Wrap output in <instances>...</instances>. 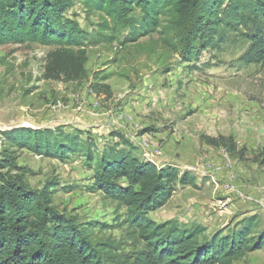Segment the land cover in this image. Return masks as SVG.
I'll list each match as a JSON object with an SVG mask.
<instances>
[{
    "label": "rangeland",
    "instance_id": "rangeland-1",
    "mask_svg": "<svg viewBox=\"0 0 264 264\" xmlns=\"http://www.w3.org/2000/svg\"><path fill=\"white\" fill-rule=\"evenodd\" d=\"M66 16L80 27L86 46V77L64 82L44 77L54 45L0 46V133L18 127L77 136L94 151L117 144L143 161L172 166L192 182L174 184L169 199L147 217L206 234L239 229L255 217L250 237L264 230V63L243 59L247 43L230 39L218 48L189 52L161 28L110 40L99 34L106 18L77 0ZM109 32H105L107 35ZM171 43V44H169ZM4 144L0 134V150ZM31 188L50 191L51 204L91 237L129 254L142 243L123 219L124 208L92 188L93 171L84 152L63 159L11 148ZM123 183V181H121ZM233 264H264V246Z\"/></svg>",
    "mask_w": 264,
    "mask_h": 264
},
{
    "label": "trees",
    "instance_id": "trees-1",
    "mask_svg": "<svg viewBox=\"0 0 264 264\" xmlns=\"http://www.w3.org/2000/svg\"><path fill=\"white\" fill-rule=\"evenodd\" d=\"M73 1L0 0V46L54 45L44 77L64 82L85 78L86 46L91 41L66 16ZM77 1L105 16L99 34L106 40L121 31L129 30L123 38L127 41L161 28L167 42L175 36L189 52L196 46L218 48L232 36L248 44L244 60L264 63V0ZM0 134L6 144L0 150V264H233L245 252L264 246V230L250 237L257 227L255 217L227 234L150 220L148 212L169 199L174 184L190 183L192 176L140 160L126 141V148L112 144L94 151L88 142L58 129L18 127ZM11 148L60 159L82 150L93 171L92 188L124 208L123 222L141 247L119 254L113 243L91 237V225H80L56 210L49 190L31 188L22 175L12 173L19 166Z\"/></svg>",
    "mask_w": 264,
    "mask_h": 264
}]
</instances>
